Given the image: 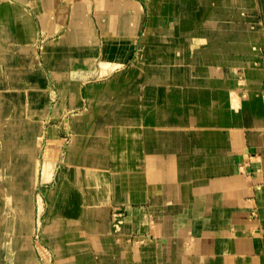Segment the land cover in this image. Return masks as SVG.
I'll list each match as a JSON object with an SVG mask.
<instances>
[{
    "label": "crops",
    "instance_id": "0c3cea01",
    "mask_svg": "<svg viewBox=\"0 0 264 264\" xmlns=\"http://www.w3.org/2000/svg\"><path fill=\"white\" fill-rule=\"evenodd\" d=\"M16 92L49 95L0 118L22 240L44 146L56 166L74 142L89 181L51 185L48 221L78 222L57 264H264V0H0Z\"/></svg>",
    "mask_w": 264,
    "mask_h": 264
},
{
    "label": "rangeland",
    "instance_id": "374dc122",
    "mask_svg": "<svg viewBox=\"0 0 264 264\" xmlns=\"http://www.w3.org/2000/svg\"><path fill=\"white\" fill-rule=\"evenodd\" d=\"M33 89L34 87L31 90ZM2 94L3 93L0 94V99L5 97L8 98V101L2 103L3 101L0 100V118L10 116L18 119L19 110L24 108L26 105L29 107L30 111H33V107L31 105H40L41 103H45L46 99L49 97V95L45 93L33 92H28L27 94H19L16 92V94H6L5 96ZM20 144L21 143L19 142H12L11 149L14 150L15 148L20 147ZM45 146L43 148V158L41 163L42 180L40 181L39 179L38 181L37 177L32 189L31 218L33 221L31 227L29 228L30 232L23 233L26 235V237L24 236L23 238L24 241L27 239L26 243L21 239L22 236H20L16 226L17 224L12 225L13 220H15L18 212L22 208V206H20L21 204L18 205V202L21 203V195L25 193L23 188L18 185V179L16 180L18 173L12 172V175L9 176L6 181L0 182V264H25L27 262L32 264H52V252L55 257L54 264H57V260H61V258H58L59 248L57 249V247L59 244L61 245L64 238L68 235V233L63 232L66 231L67 226L72 227L78 223L76 221H70L69 223L66 221L63 222L62 220H58L56 215L53 219L48 221L49 214L54 209V206L52 205L53 201L55 202L54 199L56 198V190L54 189L56 186L51 185L57 184L64 175L69 178V184H75L77 189L84 192L83 184L84 182L86 183L89 181V175L84 173L82 159L78 152H76L78 147L75 146L74 142H71V149L74 151L69 153V157H67V159L65 158L63 160L62 158H59V162H57L55 166L54 162H56V154L54 153V149L52 152V159H50L51 162H49L50 164H46L47 159L45 153L47 146ZM36 155L32 161L37 165L38 169L39 162ZM13 160L15 161L16 159ZM8 163V159L2 157L0 158L1 167L2 165H8ZM1 167L0 181L3 178ZM11 167H17V164L13 165L12 161ZM88 172L89 171H87V173ZM42 182L45 184L49 183L50 186H48L49 184L45 185ZM85 196L88 204L89 191L86 192ZM61 223H64V225ZM57 227L61 228L58 229ZM6 233H9V235H6ZM20 242L24 243L22 246L23 249H20L22 251L18 249V244ZM36 243H39L47 251L45 250L44 252L36 245ZM25 247L27 251L24 250Z\"/></svg>",
    "mask_w": 264,
    "mask_h": 264
},
{
    "label": "bare ground",
    "instance_id": "6f19581e",
    "mask_svg": "<svg viewBox=\"0 0 264 264\" xmlns=\"http://www.w3.org/2000/svg\"><path fill=\"white\" fill-rule=\"evenodd\" d=\"M3 96H5L4 94H2ZM74 97V96H73ZM59 99V98H58ZM69 99V98H68ZM1 101H3L2 103H5V102H7L8 101V98H5V97H3L2 99H0ZM1 105V104H0ZM74 105V104H73ZM2 108V107H1ZM56 142V141H55ZM57 145V144H56ZM46 164L48 165V164H50L49 162H51L50 161V159H52V149H51V145H49V146H47V148H46ZM27 155V154H26ZM55 159V158H54ZM55 163V162H54ZM32 200V199H31ZM17 223V228H18V230L20 231V230H24V227H23V225L22 224H20L19 222H16ZM23 223V222H22ZM40 250V249H39ZM44 252H45V250L44 249H42ZM40 254H43V253H40ZM28 261H30V260H28ZM25 264H32V263H25Z\"/></svg>",
    "mask_w": 264,
    "mask_h": 264
}]
</instances>
